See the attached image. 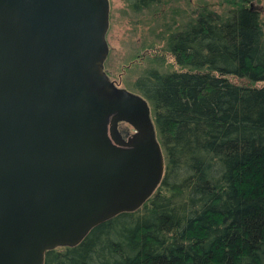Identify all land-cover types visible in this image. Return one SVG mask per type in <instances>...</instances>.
<instances>
[{
    "label": "water",
    "instance_id": "95a60500",
    "mask_svg": "<svg viewBox=\"0 0 264 264\" xmlns=\"http://www.w3.org/2000/svg\"><path fill=\"white\" fill-rule=\"evenodd\" d=\"M108 29V0H0V264H44L162 179L148 102L104 70Z\"/></svg>",
    "mask_w": 264,
    "mask_h": 264
},
{
    "label": "trees",
    "instance_id": "16d2710c",
    "mask_svg": "<svg viewBox=\"0 0 264 264\" xmlns=\"http://www.w3.org/2000/svg\"><path fill=\"white\" fill-rule=\"evenodd\" d=\"M163 1L125 0L136 13ZM256 1L222 0L220 14L198 6L159 54L140 56L159 68L134 85L150 106L162 179L140 207L75 246L47 250L44 264H264V29L250 8Z\"/></svg>",
    "mask_w": 264,
    "mask_h": 264
},
{
    "label": "rangeland",
    "instance_id": "374dc122",
    "mask_svg": "<svg viewBox=\"0 0 264 264\" xmlns=\"http://www.w3.org/2000/svg\"><path fill=\"white\" fill-rule=\"evenodd\" d=\"M109 1V29L106 36L109 53L104 64V70L119 87L137 93L136 79L149 68H157L140 56L145 53H160L166 44V39L176 30L183 29L194 18L198 6H207L217 13H223L226 6L220 5L222 0H164L149 11L133 12L125 0ZM254 8L261 14L264 29V0H258ZM163 39V40H162ZM152 45L151 51L143 49ZM167 62L170 59L167 57ZM166 70V68L162 69ZM239 83L243 81L232 78ZM259 82L257 85H262ZM122 133L132 132L126 123L119 124Z\"/></svg>",
    "mask_w": 264,
    "mask_h": 264
},
{
    "label": "flooded vegetation",
    "instance_id": "af4514ba",
    "mask_svg": "<svg viewBox=\"0 0 264 264\" xmlns=\"http://www.w3.org/2000/svg\"><path fill=\"white\" fill-rule=\"evenodd\" d=\"M107 75H108V74H107ZM109 78H110V77H109ZM111 80H112V79H111ZM112 81H113V80H112ZM123 134H130V133L125 131V133H123Z\"/></svg>",
    "mask_w": 264,
    "mask_h": 264
}]
</instances>
